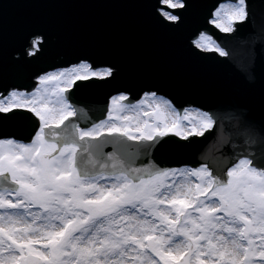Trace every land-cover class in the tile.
Instances as JSON below:
<instances>
[{
    "label": "snow or ice",
    "instance_id": "obj_1",
    "mask_svg": "<svg viewBox=\"0 0 264 264\" xmlns=\"http://www.w3.org/2000/svg\"><path fill=\"white\" fill-rule=\"evenodd\" d=\"M148 6L175 29L190 4ZM257 10L264 0L208 5L190 51L228 62L232 42L256 39ZM46 43L28 32L23 60ZM73 59L27 83L8 82L0 60V264H264V119L188 99L182 114L161 84L113 85L115 65ZM103 85L112 94L98 111L77 95ZM225 117L244 131L239 145ZM194 144L198 158L188 155ZM216 152L228 153L219 173Z\"/></svg>",
    "mask_w": 264,
    "mask_h": 264
},
{
    "label": "water",
    "instance_id": "obj_2",
    "mask_svg": "<svg viewBox=\"0 0 264 264\" xmlns=\"http://www.w3.org/2000/svg\"><path fill=\"white\" fill-rule=\"evenodd\" d=\"M156 2L0 0V60L9 64L8 82L27 83L38 68L67 67L75 62V55L88 53L94 61L115 65L118 78L113 85L155 82L177 100L181 110L182 102L188 99L214 109L238 105L257 121L264 119V33L260 31L264 13H256V39L232 42L231 59L221 62L224 58L217 59L219 54L194 55L189 45L195 38L192 33L204 23L207 6L230 0H189L184 22L175 29L155 21L148 5ZM158 6L168 10L166 5ZM34 30L44 32L47 43L39 56L26 62L21 44L24 36ZM111 94L109 85L85 86L77 92L78 97L87 96L88 107L96 111L104 107ZM222 123L234 145L245 139L244 131L236 129L233 121L225 117ZM188 155L199 157L197 145L190 148ZM215 155L214 167L219 173L227 163L228 153Z\"/></svg>",
    "mask_w": 264,
    "mask_h": 264
},
{
    "label": "rangeland",
    "instance_id": "obj_3",
    "mask_svg": "<svg viewBox=\"0 0 264 264\" xmlns=\"http://www.w3.org/2000/svg\"><path fill=\"white\" fill-rule=\"evenodd\" d=\"M182 113V112H181ZM183 114V113H182ZM171 134V133H170ZM174 135V134H173Z\"/></svg>",
    "mask_w": 264,
    "mask_h": 264
}]
</instances>
